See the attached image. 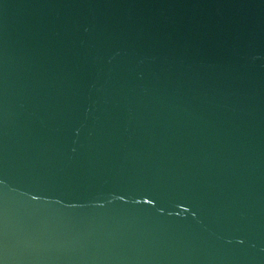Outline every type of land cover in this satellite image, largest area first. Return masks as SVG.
Masks as SVG:
<instances>
[{
    "label": "water",
    "instance_id": "water-1",
    "mask_svg": "<svg viewBox=\"0 0 264 264\" xmlns=\"http://www.w3.org/2000/svg\"><path fill=\"white\" fill-rule=\"evenodd\" d=\"M0 264H264V0H0Z\"/></svg>",
    "mask_w": 264,
    "mask_h": 264
}]
</instances>
